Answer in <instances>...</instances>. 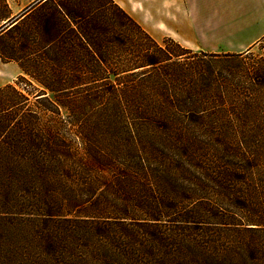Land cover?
Instances as JSON below:
<instances>
[{"label": "trees", "instance_id": "trees-1", "mask_svg": "<svg viewBox=\"0 0 264 264\" xmlns=\"http://www.w3.org/2000/svg\"><path fill=\"white\" fill-rule=\"evenodd\" d=\"M73 1L0 30L24 35L0 84V264H264V141L198 106L214 78L190 48Z\"/></svg>", "mask_w": 264, "mask_h": 264}, {"label": "rangeland", "instance_id": "rangeland-1", "mask_svg": "<svg viewBox=\"0 0 264 264\" xmlns=\"http://www.w3.org/2000/svg\"><path fill=\"white\" fill-rule=\"evenodd\" d=\"M6 5L0 6V16L8 15L4 21H0V30L4 24L9 23L8 19L20 17L28 4L27 0H5ZM10 2V5L8 4ZM54 2L74 3L73 0H54ZM52 2L47 5V8H53ZM22 16L19 18V20ZM28 21H24V25ZM0 31V84L14 83L17 77L21 75L20 68L13 60L6 59L5 56H10L12 51L18 53V42L24 36L20 31H12L10 33H2ZM12 35V36H11ZM200 39H203L202 37ZM159 39L158 42H161ZM182 44V43H181ZM182 46L190 48L197 57L202 58L200 68L209 73L210 77L208 85H202L204 92L208 96L201 98L198 106L206 109H216L221 111H229L230 119H224L219 126L226 132V136L233 140H252L264 141V84L260 83L261 77L264 75V36L242 52H230L226 50L211 51L210 47L197 46ZM14 49V50H13ZM199 51L205 53H217V57H208L200 55ZM16 53V54H17ZM230 54V55H224ZM27 77V76H26ZM23 82V81H22ZM205 83L206 81H202ZM25 85L24 82L22 86ZM28 90H34L26 85ZM193 128V127H191ZM194 130V129H192ZM211 137L200 136L198 131H192L191 135L198 140H207V138L222 139L220 132L212 131ZM215 132L217 135H215ZM206 138V139H205ZM207 142V141H206ZM214 145V144H213ZM196 193H192V197L196 198L200 193L208 194L209 191L195 190L194 187H189ZM191 192V191H190ZM189 192V193H190ZM199 192V193H198ZM211 221V220H209ZM213 223L207 224V231H214ZM218 228V227H217ZM217 237L230 239V236L235 234L240 238H247L248 232L234 231L231 225L219 227Z\"/></svg>", "mask_w": 264, "mask_h": 264}, {"label": "crops", "instance_id": "crops-1", "mask_svg": "<svg viewBox=\"0 0 264 264\" xmlns=\"http://www.w3.org/2000/svg\"><path fill=\"white\" fill-rule=\"evenodd\" d=\"M113 1L157 41L171 37L185 46L237 53L264 36V0ZM51 2L27 0L24 12Z\"/></svg>", "mask_w": 264, "mask_h": 264}, {"label": "water", "instance_id": "water-1", "mask_svg": "<svg viewBox=\"0 0 264 264\" xmlns=\"http://www.w3.org/2000/svg\"><path fill=\"white\" fill-rule=\"evenodd\" d=\"M14 19H15V17H14V18H12V19H11V21H12V20H14ZM11 21H10V22H11ZM7 24H8V23H7Z\"/></svg>", "mask_w": 264, "mask_h": 264}]
</instances>
